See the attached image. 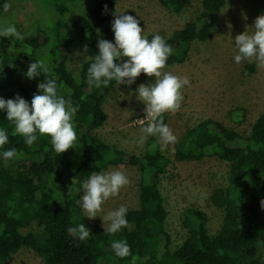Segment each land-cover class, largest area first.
Masks as SVG:
<instances>
[{"label": "trees", "instance_id": "obj_1", "mask_svg": "<svg viewBox=\"0 0 264 264\" xmlns=\"http://www.w3.org/2000/svg\"><path fill=\"white\" fill-rule=\"evenodd\" d=\"M51 1L55 12L66 20L50 32L44 29L45 24H35L21 35L23 39H12L19 46L16 50L0 48V97L9 99L18 94L30 102L33 94H38L37 84L44 76L28 79L24 72L34 59H48L54 66L51 75L57 80L61 94L66 97L70 94L73 104L79 105L73 121L77 139L75 148L59 155L46 136L28 147L22 137L13 134V126L5 113L0 112V127L9 134V142L3 147H14L17 151L16 158L7 165L0 163V264H9L12 256L24 248L36 253L45 264H264L260 251V247L264 249V209L260 206V200L264 199V110L248 134L206 119L177 141L176 161L217 158L228 164L229 171L227 184L214 188L210 196L212 205L223 211L218 232L210 234L205 212L189 208L182 222L186 238L172 249V237L166 227L169 212L161 191V176L172 165V159L163 153L155 137L148 142L146 151L137 156L94 135L106 123L104 104L116 84L113 81L106 88L89 87L85 74L91 56L98 51L97 41L105 39L99 30L114 17L118 0ZM84 1L88 2V12L84 10V15H88L87 27L74 19L78 11L72 12V4H76V9ZM192 1L159 0V3L180 14ZM244 1L255 2L260 8L259 15L262 8L264 13V0ZM3 3L0 0V5ZM226 5L227 0H202L197 18L165 38L173 49L167 66L185 63L194 42L211 39L218 26L216 14ZM3 18L0 11V24H4ZM52 31L58 44L47 49L51 52L48 57L43 52L40 55L49 44ZM72 45L83 53L78 79L65 63ZM234 111V123L243 124L247 108L238 107ZM163 119L167 123L166 113ZM120 165L134 166L140 171L139 207L128 210L127 226L109 236L84 217L76 203L82 192L74 189L91 172ZM33 222L38 230L23 232ZM78 223L90 229V238L79 241L67 233L69 226ZM114 239L127 241L129 256L117 258L113 254L110 243Z\"/></svg>", "mask_w": 264, "mask_h": 264}, {"label": "rangeland", "instance_id": "obj_2", "mask_svg": "<svg viewBox=\"0 0 264 264\" xmlns=\"http://www.w3.org/2000/svg\"><path fill=\"white\" fill-rule=\"evenodd\" d=\"M201 1L193 0L190 7L176 14L164 8L159 0H118L115 15L123 12L133 15L138 19L147 37L158 33L164 38H169L187 22L197 18L201 12ZM8 3L10 4L8 12H3L4 24H14L22 36L35 24H45L44 29L50 32L53 27L67 19L55 12L51 0H8ZM72 5L74 6L72 12L78 11V17L74 19L80 25L87 27L88 15H84V10L88 12V2L84 1L82 6L76 8L77 10L76 4ZM259 12V6L253 1L227 0L226 7L216 14L218 26L211 39L205 43L194 42L185 63L165 65L162 69L188 76L190 79V87L182 89L184 99L181 107L166 112L167 124L177 138L176 143L188 129L206 119L220 121L226 126L248 134L254 121L264 110V67L258 66L255 60L236 64L233 61L236 49L232 45L234 37L250 27ZM115 15L103 29L99 30L103 31L105 40L114 41L111 23ZM12 39L13 37H6L0 40V48L6 51L16 50L19 46ZM49 41L46 49L40 51V55L43 52L48 57L51 52L47 49H52L58 44L54 31ZM82 59V51L76 45H72L65 63L77 79ZM153 79L154 77L141 73L135 79V83L114 87L104 104L107 113L106 123L94 132L98 139L137 156L146 151L152 136H149L143 144L137 143L142 135L141 128L144 123L142 119L145 112L144 105L136 99L134 90L139 84H149ZM238 107H245L248 110L247 120L241 125L234 123L236 119L234 110ZM176 143L163 149V153L172 159L173 163L161 176V191L169 212L166 227L172 237V249L186 238L182 222L183 214L189 208H197L205 212L209 218L210 234L215 235L218 232L223 220V211L212 205L210 196L214 188L227 184L229 171L228 164L217 158H206L202 162L176 161L174 157ZM117 169L128 176L129 183L121 188L117 197L109 198L102 204L96 218L86 217L90 224L98 225L102 229H104L103 221L99 216L106 215L122 204L128 210L139 207L138 192L141 180L139 169L120 165L111 166L105 171ZM37 230L38 227L33 222L23 232ZM260 249L264 262V249L262 247ZM9 264H45V262L32 250L24 248L12 256Z\"/></svg>", "mask_w": 264, "mask_h": 264}, {"label": "clouds", "instance_id": "obj_3", "mask_svg": "<svg viewBox=\"0 0 264 264\" xmlns=\"http://www.w3.org/2000/svg\"><path fill=\"white\" fill-rule=\"evenodd\" d=\"M9 8L8 0L0 5L2 12H8ZM111 30L114 41H97L98 51L95 56H91L85 82L89 87L100 89L108 87L113 81L117 86L131 85L141 73L154 77L151 83H141L134 90L136 99L143 103L145 112L142 135L137 143L143 144L152 136L163 150L175 144L177 139L172 128L164 122L163 114L181 107L184 99L182 89L190 87V79L175 72L162 71L173 54L171 45L158 33L148 39L133 15L124 12L115 15ZM0 37L23 39L11 23L0 24ZM232 45L236 49L233 57L236 64L255 60L258 66L264 67V13L258 15L243 33L237 34ZM84 51H87V45L84 46ZM53 67L46 58L34 59L24 76L33 79L43 74L44 79L37 84L38 94L34 93L30 102L18 94L9 99L0 97V112L5 113L6 120L13 126V134L22 137L26 146L31 147L39 137L46 136L52 150L59 155L75 148L77 134L73 121L79 105L73 104L70 94L67 97L61 94L57 80L51 75ZM8 142V131L0 127V163L5 165L17 155L14 147L4 149L3 146ZM128 183V176L118 169L93 171L74 189L78 193L82 192L76 203L84 217L94 219L101 211L102 204L109 198L117 197L121 188ZM260 206L264 209V199L260 200ZM127 212L128 208L122 204L106 215L99 216L103 221L104 233L112 236L126 227ZM67 233L79 241L90 238L92 234L84 223L69 226ZM110 249L117 258L130 255V247L125 239L112 240Z\"/></svg>", "mask_w": 264, "mask_h": 264}]
</instances>
